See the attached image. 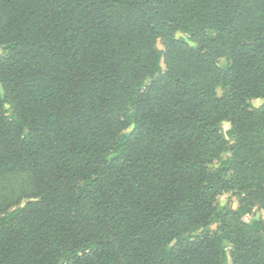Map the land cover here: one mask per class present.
<instances>
[{
	"label": "trees",
	"instance_id": "trees-1",
	"mask_svg": "<svg viewBox=\"0 0 264 264\" xmlns=\"http://www.w3.org/2000/svg\"><path fill=\"white\" fill-rule=\"evenodd\" d=\"M0 49V264H264V0H0Z\"/></svg>",
	"mask_w": 264,
	"mask_h": 264
},
{
	"label": "rangeland",
	"instance_id": "rangeland-1",
	"mask_svg": "<svg viewBox=\"0 0 264 264\" xmlns=\"http://www.w3.org/2000/svg\"><path fill=\"white\" fill-rule=\"evenodd\" d=\"M176 37L183 38L193 49H197L199 47V45L192 39L190 35L177 33ZM157 45L161 50H164L163 41L161 39L158 40ZM1 54H2V50L0 49V55ZM226 64L227 61L225 58H221L218 60L219 67H224L226 66ZM162 65L164 66V61L162 62ZM217 91L220 97H224L228 94L229 89L224 85H219ZM0 92L3 93L1 84H0ZM249 102L255 108H260L264 106V98L261 97L252 98L249 100ZM6 108L7 110H9L10 105H7ZM221 128L223 133L226 134V132L231 128L230 123L227 121H223L221 123ZM130 131H132V129H130L129 132ZM227 140L230 143H232V140L230 138H227ZM227 156H230V154H225V157ZM25 178L26 177L24 175H16V176H12L11 178H9L4 182H0V203L4 198H8L9 203L16 202V207H23L28 202H30L31 201L30 199L22 198V189L26 187ZM217 202L219 206L225 210L232 209L235 211L238 208V198L233 194L221 195L218 197ZM253 219L260 220L264 223V210H261L259 207H256L255 209H253L250 215L243 217L242 221L248 223ZM210 229L216 230L217 225L215 224L211 226Z\"/></svg>",
	"mask_w": 264,
	"mask_h": 264
}]
</instances>
